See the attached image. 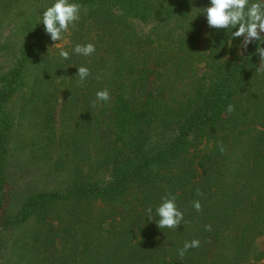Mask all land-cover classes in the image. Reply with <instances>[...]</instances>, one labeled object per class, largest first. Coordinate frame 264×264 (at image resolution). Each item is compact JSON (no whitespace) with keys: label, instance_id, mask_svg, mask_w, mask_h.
Wrapping results in <instances>:
<instances>
[{"label":"trees","instance_id":"trees-1","mask_svg":"<svg viewBox=\"0 0 264 264\" xmlns=\"http://www.w3.org/2000/svg\"><path fill=\"white\" fill-rule=\"evenodd\" d=\"M19 1L0 0V33ZM79 2L86 11L67 49L92 42L96 52L63 60L74 89L65 92L60 136L57 85L44 88L51 60L26 82L33 62L51 53L40 22L16 24L25 37L19 56L0 66V264H257L250 260L264 235V68L255 46L241 52V38L221 42L224 30L216 34L191 12L207 0ZM204 30L212 36L200 51ZM81 65L90 69L84 83ZM27 86L19 107L34 99L31 157L57 175L46 176L59 179L52 185L30 180V158L13 162L10 101ZM102 89L108 101H97ZM166 192L185 213L177 230L159 229L145 214ZM194 238L200 246L181 257Z\"/></svg>","mask_w":264,"mask_h":264},{"label":"clouds","instance_id":"clouds-1","mask_svg":"<svg viewBox=\"0 0 264 264\" xmlns=\"http://www.w3.org/2000/svg\"><path fill=\"white\" fill-rule=\"evenodd\" d=\"M85 11L79 0H48L41 13L39 24H43L44 32L54 42L51 47L55 48V54L62 60H68L72 53L88 57L96 52V46L92 42L76 43L71 52L62 46L69 29L76 26ZM193 11L196 13L195 17L202 15L207 27L216 34L224 30L223 34L227 37V40H221L224 44L228 45L229 41L232 43L241 38L237 45L239 49L247 50L250 45H254L253 55H258L260 61L258 70L264 68V0H207L205 6L194 7L191 12ZM211 36L210 32L204 33L205 39H210ZM76 75L79 82L84 83L90 76V69L84 65L76 67ZM95 96L97 101L110 99L107 89L96 91ZM232 110V105H228L227 111ZM192 208L199 211L200 201H192ZM145 214L148 221L154 220L159 229L177 230L185 222V213L177 206L176 197L170 192L162 195L154 208L146 207ZM207 227L210 226L206 225ZM199 246V239L185 241L179 249V255L182 257L189 249Z\"/></svg>","mask_w":264,"mask_h":264},{"label":"rangeland","instance_id":"rangeland-1","mask_svg":"<svg viewBox=\"0 0 264 264\" xmlns=\"http://www.w3.org/2000/svg\"><path fill=\"white\" fill-rule=\"evenodd\" d=\"M46 0H20L16 5L15 9L13 10V13H11L10 17L7 21H5L3 24H5L3 31L0 33V66H2L3 69L11 68L19 56V49L21 48V44L24 42V35L22 36L20 33H18L15 28L16 24L24 22L26 19L31 20L34 19V21L40 22V13H36L37 10L43 9L46 7ZM41 12V11H40ZM36 19V20H35ZM12 20V21H11ZM11 21V25H8ZM150 26H144L140 25L141 31L146 32L149 30ZM39 30L43 34L44 28L43 24L38 25ZM15 30V31H14ZM14 31V32H13ZM208 31L204 30V32L201 34L199 40H198V46L200 51H205L206 49V42L207 39L204 38V33ZM40 34V35H41ZM71 35V28L69 29V32L66 34L64 41L62 42V46L67 49V45L69 44ZM53 41L46 42V45L48 46V50H50V55L45 57L48 53L44 52V56H41L37 58L33 64L30 67V71L28 72V75L26 77V82L28 85L31 83H34L35 74L38 72L40 66H43L46 64V60H51L52 64L51 67L48 70L47 74V80L44 83V88L48 89L50 88V81L55 82L57 85V108L55 112V127L57 130L58 136H60L63 133L64 128H66L67 122H66V115L63 112V104L65 101V92L74 89L72 86V80L70 77V67L69 65L63 64L62 59H58L59 57L55 54V48L51 47L53 45ZM245 50L241 49V52H244ZM59 60V64L57 65V61ZM205 66L204 64L199 65L200 72L204 71ZM68 89V90H67ZM28 91V92H27ZM31 90H29V86L24 87L21 91H18L15 96L10 101V109L13 112V126L14 131L12 134V140L11 143L13 145L14 151V160L13 162L17 165V163H20L21 161L28 160L29 163H31V166L33 169H35L34 174L32 175L30 180H34L37 178L39 182L43 183L44 185H52L54 182H57L59 180L58 178H51L47 179L46 176L53 175L54 177H57L54 173H52L51 170L44 168L42 164H38L37 160L35 158L31 157V145L33 144L32 135L34 133V130L32 128V122L31 119H34L35 117V108H34V99L32 97L27 98V104L28 105L25 109L20 110L19 104L24 98V95L27 97L28 93H30ZM23 111V112H22ZM25 148V150H22L21 148ZM17 149V150H16ZM58 153L53 154V159L56 158ZM48 173V174H47ZM60 178V177H59ZM264 251V235L260 234L258 235L254 241H253V249L251 255L250 262H257V264H264V258L257 260V255ZM9 261H4V264H8ZM247 264V263H242Z\"/></svg>","mask_w":264,"mask_h":264}]
</instances>
